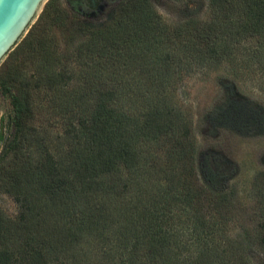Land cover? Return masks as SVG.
I'll list each match as a JSON object with an SVG mask.
<instances>
[{
	"label": "trees",
	"instance_id": "16d2710c",
	"mask_svg": "<svg viewBox=\"0 0 264 264\" xmlns=\"http://www.w3.org/2000/svg\"><path fill=\"white\" fill-rule=\"evenodd\" d=\"M172 1H206L208 16L173 23L130 0L80 23L69 56L48 25L3 68L14 133L0 183L18 211L0 210V264H264V173L234 231L242 205L205 178L182 97L191 73L264 86V0ZM223 88L211 127L234 104Z\"/></svg>",
	"mask_w": 264,
	"mask_h": 264
},
{
	"label": "rangeland",
	"instance_id": "374dc122",
	"mask_svg": "<svg viewBox=\"0 0 264 264\" xmlns=\"http://www.w3.org/2000/svg\"><path fill=\"white\" fill-rule=\"evenodd\" d=\"M130 0H52L46 5L25 35L0 64V158L6 152V145L14 133V109L10 94L5 92L9 60L16 57L15 50L31 32H41L42 27L50 26L54 33L62 37L66 55L73 50L86 31L79 32L80 23L102 22L113 18L110 10ZM158 12L170 22L176 23L187 17L208 16L207 3L203 1L189 8L172 0H152ZM63 16L64 23H58ZM93 20V21H92ZM33 37V36H32ZM31 37V38H32ZM30 38V39H31ZM15 52V53H14ZM226 72L210 75L191 73L183 83L182 97L186 108L197 115L195 129L199 133V164L204 168L205 178L213 182L223 192H232L237 206L232 226L234 231L240 228L241 220L250 221L252 213L247 211L251 204L254 177L264 173V86L259 80L247 77L235 81L225 77ZM220 77V79H219ZM227 85L234 104L227 114L214 115L216 127H211L207 117L215 112L217 106L226 101ZM263 87V88H262ZM212 171V174L210 171ZM264 180V175L262 176ZM264 187V181L261 182ZM261 188L262 186H257ZM0 210L15 216L18 206L13 196L5 192L0 183ZM235 226V227H234Z\"/></svg>",
	"mask_w": 264,
	"mask_h": 264
},
{
	"label": "water",
	"instance_id": "95a60500",
	"mask_svg": "<svg viewBox=\"0 0 264 264\" xmlns=\"http://www.w3.org/2000/svg\"><path fill=\"white\" fill-rule=\"evenodd\" d=\"M52 0H0V64Z\"/></svg>",
	"mask_w": 264,
	"mask_h": 264
}]
</instances>
